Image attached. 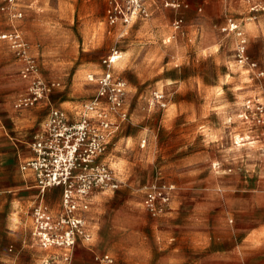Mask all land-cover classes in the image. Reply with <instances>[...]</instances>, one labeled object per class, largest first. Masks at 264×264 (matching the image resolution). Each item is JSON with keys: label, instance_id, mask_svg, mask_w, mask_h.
<instances>
[{"label": "rangeland", "instance_id": "obj_1", "mask_svg": "<svg viewBox=\"0 0 264 264\" xmlns=\"http://www.w3.org/2000/svg\"><path fill=\"white\" fill-rule=\"evenodd\" d=\"M150 3L148 15L111 25L108 0H25L17 18L2 11L0 2V34L14 27L21 31L49 87L43 100L16 110L26 82L10 42L0 39V264L1 253L37 249L31 207L11 206L26 186L21 162L30 143L54 110L75 120L83 115L98 91L89 75L103 73V58L113 50L121 53L112 70L125 82L126 116L110 115L100 157L119 181L105 191L100 213L106 229L113 232L116 224L124 235L153 233L147 223L153 215L143 204L153 181L174 186V205L189 200L186 187L224 173L230 182L242 179L246 192L257 191L264 203V33L253 39L241 24L261 22L264 31V2L250 14L240 0H180L178 7ZM231 22L238 28L231 30ZM208 130L224 136L211 140L216 136ZM60 197V190L48 192L51 208ZM13 218L16 227H8ZM94 223L93 217V236L99 227ZM128 261L119 264H142L141 258Z\"/></svg>", "mask_w": 264, "mask_h": 264}, {"label": "built area", "instance_id": "obj_2", "mask_svg": "<svg viewBox=\"0 0 264 264\" xmlns=\"http://www.w3.org/2000/svg\"><path fill=\"white\" fill-rule=\"evenodd\" d=\"M3 1L2 11L10 12L13 17H22V11L14 9L18 0ZM163 1L180 6V0ZM150 2L108 0L107 19L111 24H128L140 16L148 15ZM181 21L176 20V25ZM237 28L238 25L231 22L230 29ZM0 39L11 43L14 53L22 62L19 74L27 81L26 93L14 102L13 107L16 110L31 107L45 98L49 87L42 79L36 59L30 54L21 31L2 33ZM241 43V61L245 62L249 57L245 52L244 38ZM117 54L118 51L113 50L103 58L105 70L99 77L89 75L90 80L97 81L98 91L94 100L86 105L83 115L75 120L62 109L54 110L47 122L46 132L32 140L31 154L21 163L23 172L30 170L34 173L39 190V200L31 208L32 236L43 248H63V256L67 261H71L79 241H88L92 237L84 214L90 207V197L99 191L119 186L113 167L100 158L110 134L111 116L118 112L126 116L122 110L125 82L115 76L112 70ZM52 189L61 192L60 205L56 210L44 199ZM173 191L174 186L171 184L151 182L144 198L145 207L152 215L165 212L170 207ZM96 259L102 264L114 263L113 257L107 253L96 255Z\"/></svg>", "mask_w": 264, "mask_h": 264}, {"label": "crops", "instance_id": "obj_3", "mask_svg": "<svg viewBox=\"0 0 264 264\" xmlns=\"http://www.w3.org/2000/svg\"><path fill=\"white\" fill-rule=\"evenodd\" d=\"M23 1L25 0H18L14 9L19 11ZM240 2L243 12L250 14L264 0ZM4 12L13 17L10 12ZM107 22L109 23L108 19ZM241 24L253 39H256V36L261 37L264 33L261 22L250 21ZM13 30L19 29L14 27L11 31ZM15 57L20 69L22 62L16 54ZM21 79L24 80L22 77ZM24 81L27 85V81ZM46 127L45 122L35 137L44 134ZM208 131L216 136L211 140H220L224 136L214 130ZM30 154L31 152L24 157V161ZM23 178L26 186H23V191L14 197L11 203L13 210L22 204L32 208L39 200L34 173L30 170L23 172ZM229 179L230 176L224 173H211L204 181L186 187L191 190L189 200H180L173 205L172 197L167 212L153 215V218L147 220L152 226L153 233L142 235L118 233L119 228L116 224L110 229L113 232L106 229L108 226L103 223L100 211L104 199L107 198L105 191L110 189L99 191L90 197V207L84 212L92 237L88 241L82 240L77 243L71 261L65 260L63 248H43L31 234L32 246H36L37 249L20 250L13 256L1 253L3 255L1 264H102L96 259V255L105 253L113 257V264H119L121 259L128 263V260L134 258H141L142 264H264L263 198L257 191L246 192L247 188L242 179L237 183L230 182ZM44 199L47 202V195ZM60 201L61 197L57 208L52 207L53 210L58 209ZM93 217L94 225L99 226L95 227L97 230H93L94 236L90 224ZM11 226L16 227L14 218L9 220L8 227Z\"/></svg>", "mask_w": 264, "mask_h": 264}, {"label": "bare ground", "instance_id": "obj_4", "mask_svg": "<svg viewBox=\"0 0 264 264\" xmlns=\"http://www.w3.org/2000/svg\"><path fill=\"white\" fill-rule=\"evenodd\" d=\"M120 56H121V53H120V55H119V53L116 55V59L118 60L119 58H120ZM117 62V61H116ZM25 177V176H24Z\"/></svg>", "mask_w": 264, "mask_h": 264}]
</instances>
